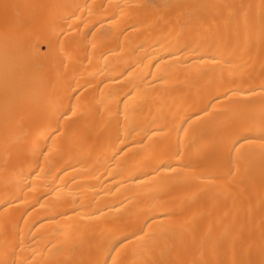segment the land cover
Here are the masks:
<instances>
[{
  "label": "bare ground",
  "instance_id": "bare-ground-1",
  "mask_svg": "<svg viewBox=\"0 0 264 264\" xmlns=\"http://www.w3.org/2000/svg\"><path fill=\"white\" fill-rule=\"evenodd\" d=\"M264 264V0H0V264Z\"/></svg>",
  "mask_w": 264,
  "mask_h": 264
},
{
  "label": "snow or ice",
  "instance_id": "snow-or-ice-1",
  "mask_svg": "<svg viewBox=\"0 0 264 264\" xmlns=\"http://www.w3.org/2000/svg\"><path fill=\"white\" fill-rule=\"evenodd\" d=\"M113 264H116V262H115V261H113Z\"/></svg>",
  "mask_w": 264,
  "mask_h": 264
}]
</instances>
